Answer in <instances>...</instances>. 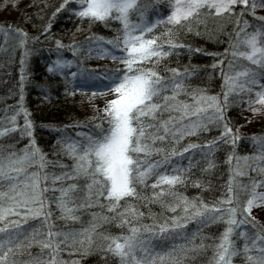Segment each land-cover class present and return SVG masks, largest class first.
<instances>
[{"label":"trees","instance_id":"trees-1","mask_svg":"<svg viewBox=\"0 0 264 264\" xmlns=\"http://www.w3.org/2000/svg\"><path fill=\"white\" fill-rule=\"evenodd\" d=\"M168 2L139 0L137 9L129 14V24L152 27L151 32L144 33L145 38L158 37V43L163 44L164 50L169 52V55L163 57L159 65L155 66L162 75L171 77L169 70L176 69L183 74L177 79L183 80L188 92L201 90L202 94L216 96L223 102V94L227 92L226 76L234 74L246 65V60L233 56V52L243 47L242 39L247 33L264 25V20L257 19L263 16L256 15L251 10L250 0L247 8L236 4L230 12L220 15H217L214 9L204 8L200 10L199 15L180 25H174L164 19ZM64 3L65 0H0V26H5L4 31L0 32V130L11 127L17 129L0 137V146L5 155L8 152L22 155L25 150H33L34 140V147L39 149L40 154L49 162L46 171L57 175L70 172L75 162L67 154L66 144L86 143L85 134H96L100 131L96 125L108 127L103 120L102 110L106 103L114 98V94L110 91L104 95L100 94L110 83L103 77L105 73L111 74L117 69L123 72L124 66L111 59V56L125 54L121 51L124 47L125 29L119 19L109 18L100 22L81 18L76 15V12L82 10L79 3L69 0L61 9ZM245 21L248 22V27L245 32H240V29L245 27ZM169 32L171 36L168 35ZM132 34L138 36L140 31L136 30ZM169 39L184 47L170 48L167 43ZM58 42L60 47L57 46ZM106 52L107 57L101 58ZM57 62L65 66L56 68ZM144 67L151 68L154 65L146 63ZM49 68L54 70L50 72ZM78 72L81 79L74 75ZM84 80H88V85L83 84ZM179 99L191 103L190 96L182 94ZM244 107V97L241 94H231L224 113L225 120L213 119L209 122L206 117L211 116L214 110L208 109L203 120L207 130H197L195 135H186L174 144L178 151H183L190 144L205 146L221 136L225 123L240 137L234 144L229 137V143L220 142L213 149L208 158L214 161L215 167L208 172L202 171L207 166L205 157L208 149L204 147L193 148L183 156H174L170 164L157 169L169 175L180 174L173 169L188 170L184 173L185 182L176 185L172 190L176 195H165L162 198L163 204L151 202L153 192L160 191L151 187L156 182L155 175L150 176L145 184H138L141 198L122 200L117 210L122 212L131 206L143 213V216L139 217L129 216L132 225L119 226L120 217L108 211L109 201L103 197H93L89 201L91 207L79 208L76 212L79 219L76 221L60 219L59 210L52 204L53 215L50 223L54 224L55 230L76 234L75 241L69 240L67 246L61 245L59 260L63 264H119L117 257L102 250L108 243L104 237L127 235L130 226H152L158 232V225L166 222L170 225L174 217L186 215L182 206H176L177 196L186 197L198 204L202 201L210 207L226 209L228 205H221L220 201L229 196V181L233 179L237 166L247 172L245 176L235 177L233 183L242 208L251 197L252 180H264V174L251 171L243 159L258 156L264 150L261 145V141H264V118L253 131L242 130L248 120L243 113ZM25 111L29 114L27 120L33 125L32 136H28L24 131ZM13 116L16 117L15 124L11 123ZM171 147L172 145L169 149ZM230 156L233 157L231 162ZM151 159L155 161L160 157L153 156ZM252 163V160L248 161V164ZM73 182L63 183L66 185ZM75 182L82 189L76 194V204L79 205L85 202L87 189L83 178ZM197 183L201 186H194ZM48 184L50 185L51 181H48ZM243 186H246V189ZM163 187L167 190L168 186ZM263 189L264 187H259L256 191ZM58 195V192L46 193L49 198ZM169 204L176 207L175 212L168 210L166 205ZM12 217L10 219H18ZM237 219H244V215H238ZM29 224L35 228L41 227L39 221L30 220ZM92 224L97 227L96 231L91 233L92 243L89 244L87 234L82 233L85 229H90ZM23 227L27 228L28 225ZM226 227L223 220L209 222L207 225L191 220L187 222L186 227L177 229L166 239L152 237L150 233H143V236L151 239L157 253H172L183 260V264H209L215 252V245L220 242ZM43 231L46 232L47 229ZM235 232L246 233L247 242L250 244L255 234H264V226L260 221L254 220L242 224ZM233 238L242 250L246 238L238 235ZM81 240L84 241L83 244L80 243ZM201 242L207 246L204 250L188 252L187 256L181 251V246L192 248ZM30 251L35 255L40 252V248L33 246ZM28 258L27 253L22 256L9 255V261L15 259L17 264ZM232 264H246L244 254L233 257Z\"/></svg>","mask_w":264,"mask_h":264},{"label":"snow or ice","instance_id":"snow-or-ice-1","mask_svg":"<svg viewBox=\"0 0 264 264\" xmlns=\"http://www.w3.org/2000/svg\"><path fill=\"white\" fill-rule=\"evenodd\" d=\"M73 2L81 5L82 10L76 12L81 18L100 22L115 18L123 23L125 37L121 51L125 54L112 55L111 59L119 61L124 66V70L121 72L117 69L111 74L105 73L103 77L110 83L100 94L104 95L108 91L114 94V98L109 100L102 110L103 120L108 127L96 125L100 131L96 134H85L86 143L66 144L67 154L75 161L70 172H62L58 175L48 173L46 169L49 162L40 154L39 149L34 147V140L33 150H25L22 155L16 152H8L5 155L0 146V225H2L0 226V264H17L15 259L9 261V255L22 256L25 253L29 258L21 261L20 264H63L58 258L61 245L67 246L69 240L75 241L76 234L55 230L54 224L50 223L53 215L52 204H55L56 209L59 210L60 219L76 221L79 219L76 215L79 208L91 207L89 201L93 197L96 199L103 197L109 201L108 211L120 217L119 226L132 225L129 216L139 217L143 216V213L131 206L122 212L117 210L122 200L141 198L137 189L138 184H145L150 176L155 175L156 182L151 187L160 191L153 192L151 202L163 204L162 198L165 195H176L172 191L173 188L185 182L184 173L188 170L173 169L174 172L180 173L175 175L157 171L170 164L172 157L183 156L193 148L204 147L208 149L205 157L207 166L202 171L208 172L213 169L215 163L208 158L213 149L220 142L229 143V137L233 144L240 138L227 123L224 124L221 136L205 146L190 144L183 151H178L174 144L186 135H195L197 130H207L203 120L208 109L214 110L211 116L206 117L209 122L213 119L225 120L224 113L228 107L229 96L237 90L241 93H252L253 89L250 86L257 85L258 81L264 78V25L247 33V38L242 41L245 51L233 52V56L248 61L251 66L245 65L236 70L235 75L226 76L225 84L228 86V91L223 94V102H221L216 96L202 94L201 90L194 89L188 92L183 80L177 79L183 74L176 69L169 70L172 73L171 77H166L157 70L155 66H158L160 60L169 55V52L164 50L163 44L158 43V37L145 38L144 33L151 32L152 27L129 24V14L137 9L139 0H73ZM68 3L69 0H65L61 9ZM249 3L250 0H173L167 23L180 25L199 15L200 10L204 8L214 9L215 13L220 15L230 12L232 6L236 4H242L247 8ZM257 7H264V0H251V10L254 12ZM257 19L264 20V17ZM4 27L0 26V32L4 31ZM247 27L248 22L245 21V27L241 28L240 32H245ZM136 30L140 31V35L132 34ZM168 35L171 36V32ZM167 43L170 48L184 47L171 39ZM57 46H61L59 42ZM107 55L106 52L101 58H106ZM146 63H151L154 67L145 68ZM64 66L59 62L56 64V68ZM48 70L51 72L54 69ZM260 87L262 90L255 92L256 99L248 101L250 106L253 104L261 106L252 108L254 114L264 109V85ZM182 94L190 96L191 103L179 99ZM22 101L23 96H21ZM28 115L25 111L24 131L28 136H32L33 125L27 120ZM15 119L16 117L13 116L11 123L15 124ZM16 130L15 127L0 130V137ZM170 145H172L171 149H169ZM261 145L264 149V141H261ZM153 156H159L160 159L153 161L151 159ZM232 159L233 157L230 156L229 162ZM243 159L251 171L264 174V150L258 156ZM249 160L254 163L248 164ZM29 169L35 170L29 171ZM245 175L247 172L237 166L233 179L229 181V196L226 200L220 201L221 205H228L226 209L210 207L202 201L198 204L189 201L186 197L177 196L176 206L183 207L185 216L174 217L170 225L167 222L158 225V232L152 226L143 228L130 226L127 235L105 236L104 240L108 243L102 250L117 257L119 264H183V260L172 253L155 252L151 239L144 238L143 233L166 239L172 232L186 227L188 221L197 220L198 223L207 225L209 222L223 220L227 227L220 237V242L215 245V252L209 264H232L233 257L242 253L246 264H264V234H255L249 244L246 233L235 232L240 225L254 222L255 218L249 219L253 208L264 206V193L256 191L257 188L264 187V180H252L251 197L241 208L233 183L235 177ZM81 178L85 180L87 195L84 197L85 202L77 205L76 194L82 189L75 181ZM48 181H51L50 185ZM65 181L74 182L65 185L63 183ZM58 182L59 186H57ZM163 186H168L167 190ZM194 186L201 185L197 183ZM243 187L246 189V186ZM49 191L58 192L59 195L49 198L46 196ZM166 206L169 211H176V207L170 204ZM238 215H244V219L238 220ZM12 216L18 219H10ZM104 219L107 220V217ZM30 220L39 221L41 227L35 228L29 224ZM23 225L28 227L24 228ZM96 227V224H92L90 229H85L82 233V235L87 234L89 244L92 243L91 233L96 231ZM45 228L46 232L43 231ZM234 235L246 238L242 250L236 245ZM80 243L83 244L84 241L81 240ZM33 246L39 247L40 252L33 255L30 251ZM206 247L201 242L192 248L181 246V251L187 256L188 252H197ZM252 252L257 254H249Z\"/></svg>","mask_w":264,"mask_h":264},{"label":"rangeland","instance_id":"rangeland-1","mask_svg":"<svg viewBox=\"0 0 264 264\" xmlns=\"http://www.w3.org/2000/svg\"><path fill=\"white\" fill-rule=\"evenodd\" d=\"M168 1L169 2H168V6H167V11H166V14L164 16V19H166V20H167L168 16L171 14L172 3H173V0H168ZM254 13L256 15L264 17V7H257L255 9ZM246 38H247V35L242 39V41ZM245 50L246 49L243 45V47L239 51H245ZM246 65L251 66V65H249L248 61H246ZM75 75H77L80 79L82 78L81 74L79 72L76 73ZM233 75H235V73L230 75V76H233ZM87 81L88 80H84L83 84L88 85ZM261 85H264V78L260 79L258 81L257 85H251L250 86L253 89L252 93H241V92H239V90H237V92H235L236 94H241L245 99V107L243 108V113L247 117L248 120L245 124V127L242 128V130H245L247 132L253 131L255 129V127L257 126L258 122L264 118V109H261V111L259 113H255V114L252 111L253 107L260 108L261 107L260 105L253 104L250 106V104L248 103L249 100H255L256 99L255 92L262 90L260 87ZM227 91H228V86H227ZM33 170H35V169H32V171ZM258 193H264V189ZM10 218H13V217H10ZM251 218H255L254 220L260 221V223H262V225L264 226V206L253 208L252 213H251ZM240 226H242V225H240Z\"/></svg>","mask_w":264,"mask_h":264}]
</instances>
